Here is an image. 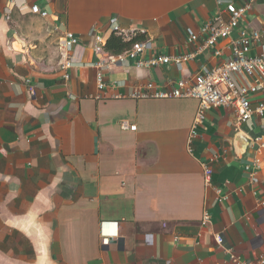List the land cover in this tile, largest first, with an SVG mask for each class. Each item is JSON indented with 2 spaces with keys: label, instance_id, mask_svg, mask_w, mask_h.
<instances>
[{
  "label": "crops",
  "instance_id": "obj_1",
  "mask_svg": "<svg viewBox=\"0 0 264 264\" xmlns=\"http://www.w3.org/2000/svg\"><path fill=\"white\" fill-rule=\"evenodd\" d=\"M228 2L250 4L241 24L264 44V0H0V264H229L228 248L250 261L264 254V113L237 129L233 108L211 107L188 144L195 98L129 97L148 82L190 84L229 57V38L181 69L114 66L104 90L91 66L95 36L106 41L112 19L144 30L151 49L142 58L178 54L193 48L187 30L197 33ZM66 31L78 38L71 56L81 65L65 81ZM250 103L264 105V92ZM216 188L226 199L216 201Z\"/></svg>",
  "mask_w": 264,
  "mask_h": 264
},
{
  "label": "built area",
  "instance_id": "obj_2",
  "mask_svg": "<svg viewBox=\"0 0 264 264\" xmlns=\"http://www.w3.org/2000/svg\"><path fill=\"white\" fill-rule=\"evenodd\" d=\"M253 1V0H250ZM220 3V0H216ZM250 8L249 3L237 5L233 2L225 4L220 13L206 20L197 33L187 30V43L192 44L193 48L189 51L178 54L149 55L148 58H142V54L151 49L148 39H137L144 33V30L134 26H122L116 20L109 21V27L112 34L120 38L123 42H128V48L118 54L110 53L105 50V41L101 36H95L94 53L96 60L91 63L95 68V79L98 90H104L106 83L104 74L110 71L114 66H123L129 60H134L137 68H149L160 64H174L181 69L182 66L193 60L196 56L208 50L215 48L218 40L229 38L230 55L221 64L215 65L204 72H198L193 76L189 84L182 79L176 81L175 86L170 89L156 88L153 83L148 82L143 87L134 88L129 97L134 99H167V98H185L191 97L198 101L197 109L191 125L188 144L198 135L197 129L203 124L206 111L211 107H231L235 111L236 121L233 124L235 128L243 123H248L254 114L263 115L264 105L258 103L252 106L250 96L256 92H264V44L261 42V33L257 29L248 30L246 25L241 24V19L245 12ZM31 12L38 13L44 17L46 10L39 8L38 5L31 7ZM222 13L226 14V18ZM78 43L77 36L66 31L62 34L59 42V52L61 55L60 69L63 71L62 78L66 81L69 78L68 70L81 63L74 62L71 56L73 46ZM260 43V51L252 54L253 44ZM215 55L220 54L219 49L214 50ZM29 93L35 94L33 86L29 87ZM115 97H121L117 94ZM124 128L135 130L136 125H125ZM204 183L208 186L212 184L213 170L208 161L201 162ZM255 169L260 168L258 162L254 163ZM245 169L252 176L254 171L248 166ZM220 190L216 188V201L226 199V195H221ZM211 219L209 211L202 213V224H207ZM101 223L100 236L101 244L108 245L112 237L109 231H105ZM115 226V225H114ZM117 233L116 228L113 230ZM215 242L218 246L222 245L223 239L220 234H215ZM228 253L229 264H264V254L255 260H246L233 253L231 248L225 250Z\"/></svg>",
  "mask_w": 264,
  "mask_h": 264
},
{
  "label": "trees",
  "instance_id": "obj_3",
  "mask_svg": "<svg viewBox=\"0 0 264 264\" xmlns=\"http://www.w3.org/2000/svg\"><path fill=\"white\" fill-rule=\"evenodd\" d=\"M137 39H143V37H137ZM128 42H123L120 38L112 34L104 43L105 50L113 54H118L129 47Z\"/></svg>",
  "mask_w": 264,
  "mask_h": 264
}]
</instances>
